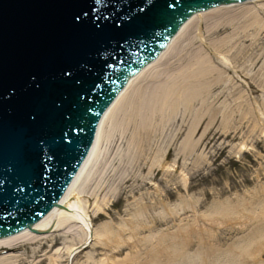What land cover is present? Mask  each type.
<instances>
[{"label": "water", "instance_id": "obj_1", "mask_svg": "<svg viewBox=\"0 0 264 264\" xmlns=\"http://www.w3.org/2000/svg\"><path fill=\"white\" fill-rule=\"evenodd\" d=\"M252 0H0V239L35 234L129 81L197 13Z\"/></svg>", "mask_w": 264, "mask_h": 264}, {"label": "rangeland", "instance_id": "obj_2", "mask_svg": "<svg viewBox=\"0 0 264 264\" xmlns=\"http://www.w3.org/2000/svg\"><path fill=\"white\" fill-rule=\"evenodd\" d=\"M232 9L203 18L200 33L195 21L179 42L177 55L169 58L171 66L160 70L178 74L192 64L191 54L205 61L212 70L197 95L166 115H155L147 130L135 133L130 125L107 148L110 164L102 197L110 201L99 219L91 209L93 224L110 222L127 241L137 235L120 250L113 244L90 246L72 264H99L105 253L121 261L134 255L144 259L151 243L159 249L160 240L176 242L172 236L182 235L181 229L192 231L191 252L199 235L206 241L204 248L213 242L216 250H226L264 222V24L247 27L251 17ZM259 17L264 21V14ZM165 79L166 73L158 82ZM222 205L235 210L225 224L209 217ZM138 208L144 215L133 219ZM124 224L128 227L121 229ZM148 228L153 235L145 241L151 235ZM30 252L26 250L29 257ZM89 253L95 262L87 261ZM211 258L213 262V254ZM209 262L205 264H214ZM216 264L226 263L223 258Z\"/></svg>", "mask_w": 264, "mask_h": 264}, {"label": "bare ground", "instance_id": "obj_3", "mask_svg": "<svg viewBox=\"0 0 264 264\" xmlns=\"http://www.w3.org/2000/svg\"><path fill=\"white\" fill-rule=\"evenodd\" d=\"M262 2L263 0H252L243 4L222 5L195 14L159 58L129 81L107 110L89 155L58 206L41 222L35 224L34 228L41 233L35 234L27 229L0 239V264H23V260H27L25 264H42L46 259L47 264H72L76 255L90 246L101 245L108 248L113 244L115 250H120L121 245H129V241L134 239L136 233L127 241L122 237V232L113 229L110 222L95 226L90 214L93 209L95 218H101L104 208L110 201L107 195L102 197L106 170L110 164L108 146L113 143L116 134L125 135L132 124L135 125V133L140 129L147 130L155 115L161 113L166 115L183 101L189 103L203 87V77L212 69L205 61L195 60L197 57L192 54L189 57V63L192 64L181 67L176 75H172L168 70L164 71L162 74L166 73L167 79L158 82L159 77L162 76L161 68L167 69L171 66L169 58L181 49L178 44L195 21L198 23L197 30L200 33L203 18L227 14L233 10L232 8L238 7L243 16L251 17L248 19L247 27L264 24V21H261L262 23L259 21L260 14H264ZM249 4L253 7L247 8ZM219 53L220 51L217 50L216 55H221ZM261 211V217L264 219V204ZM234 213V208L222 205L220 208H215L209 217L215 218L220 224H225L233 220ZM143 215L144 209L138 208L132 217L139 219ZM125 227L128 226L120 225L121 229ZM132 229L130 227L131 231ZM151 229L148 228L151 235L145 237V241L153 235ZM180 234L182 235L174 234L172 239L176 242L168 245L160 240L159 249L151 243L144 259L134 255L129 260L121 261L106 256L105 253L104 259L99 264H193L194 262L205 264L209 261L216 264L223 258L226 264H264V222H259L247 235L240 238L239 242L229 244L226 250L220 248L216 250L213 242L204 248L206 241L202 235H199L197 248L191 252L188 247L192 243V231L181 229ZM29 248L30 257L26 253ZM212 254L213 262H211ZM87 261L95 262L93 253L87 255Z\"/></svg>", "mask_w": 264, "mask_h": 264}]
</instances>
